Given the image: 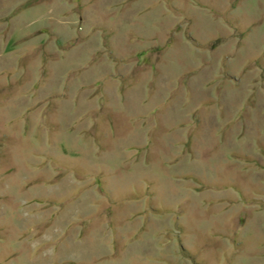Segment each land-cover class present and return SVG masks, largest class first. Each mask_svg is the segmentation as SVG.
I'll list each match as a JSON object with an SVG mask.
<instances>
[{
	"label": "rangeland",
	"instance_id": "374dc122",
	"mask_svg": "<svg viewBox=\"0 0 264 264\" xmlns=\"http://www.w3.org/2000/svg\"><path fill=\"white\" fill-rule=\"evenodd\" d=\"M0 264H264V0H0Z\"/></svg>",
	"mask_w": 264,
	"mask_h": 264
}]
</instances>
